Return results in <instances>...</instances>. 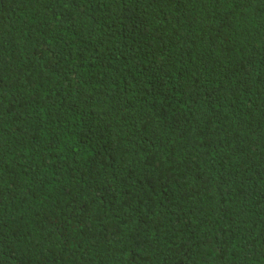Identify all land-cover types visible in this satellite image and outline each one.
Wrapping results in <instances>:
<instances>
[{"label":"trees","instance_id":"16d2710c","mask_svg":"<svg viewBox=\"0 0 264 264\" xmlns=\"http://www.w3.org/2000/svg\"><path fill=\"white\" fill-rule=\"evenodd\" d=\"M0 264H264V0H0Z\"/></svg>","mask_w":264,"mask_h":264}]
</instances>
